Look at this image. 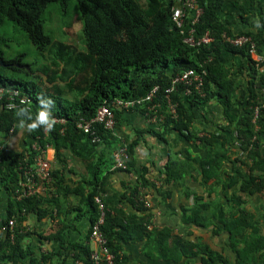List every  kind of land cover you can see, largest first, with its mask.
I'll list each match as a JSON object with an SVG mask.
<instances>
[{
  "label": "trees",
  "instance_id": "16d2710c",
  "mask_svg": "<svg viewBox=\"0 0 264 264\" xmlns=\"http://www.w3.org/2000/svg\"><path fill=\"white\" fill-rule=\"evenodd\" d=\"M70 1L78 4L77 14L84 36L82 52H76L72 46L56 41L45 32V14L49 8L58 5L64 10ZM196 1L202 9L199 22L195 24L196 31L199 35L210 32L215 39L211 46L200 50L183 42L172 20L173 0H0V87L7 91L19 90L31 101L30 109L23 107L25 113L20 116L16 115L18 110L4 108L7 93L0 103V194L8 196L6 214L0 217V264H54L55 257L38 254L24 243L27 234L24 223L30 215H48L42 209L46 199L43 195L16 199V189L23 179L22 170L33 164L37 152L31 148L13 150L6 145L7 139L16 135L21 127L28 128L36 115L47 109L51 121L57 118L65 123L52 122L50 129L43 125L28 128L33 139L39 140L43 147L52 145L60 161L67 150L74 155L85 149L96 153L100 143L93 144L90 135L79 129L78 124L94 118L105 102L118 120L124 111L111 105L115 99L145 98L156 85L161 91L154 103L163 105L160 114L165 119L160 131L153 130L154 134L166 139L169 133L177 132L206 151L204 159L198 157L202 184L210 195L219 188V196L227 203L224 206L221 199L215 204L204 202L201 197L194 198L187 222L204 229L214 227L215 234H227L226 248L234 260L232 263L224 251H216L201 240H181L167 228L148 229L151 215L146 214L138 198L139 190L150 186L148 169L143 168L137 174L130 202L146 215L130 217L119 210L114 215L108 211L102 226L116 264L122 261L116 244L118 237L133 242L147 239L154 243L156 258L161 261L180 263L187 257L185 264H264L261 198L264 195V63L258 68L248 47L237 48L224 38V34L231 38L250 36L257 44L258 53L264 56V0H245L236 12L228 10L229 1L234 3L232 0ZM52 11L58 12L57 8ZM61 21V30L70 25V20ZM8 28L24 32L36 50L46 56L42 71L26 63V53L12 52V40L5 34ZM203 63L208 72L203 88L205 96L196 92L186 96L185 87L180 85L172 94L178 104V118L174 119L167 111L165 89L172 85L174 77L188 69H199ZM71 64L73 68L68 72L67 66ZM33 78H37L39 84ZM66 90L75 94L74 99L67 98ZM213 100L220 105L224 124L201 137L200 130L196 131L193 126L196 113ZM146 105L128 112L139 111L144 115ZM256 107H260L257 117ZM95 128L102 140H106L110 132L98 125ZM128 150L132 156L133 146ZM232 155L235 156L234 166L229 172L224 168ZM111 163L104 159L103 166L94 169L96 179L87 183L92 226L99 217L95 204L101 185L97 170L107 172ZM132 164L128 162L127 168ZM165 168V180L169 184L183 182L187 173L197 170L187 161L181 163L172 158ZM52 174L54 183L57 174ZM210 181L213 183L209 184ZM12 219L16 221L15 231H3ZM218 226L221 232L216 230ZM89 243L88 240L83 245L62 244L56 257L61 264L77 261L95 264Z\"/></svg>",
  "mask_w": 264,
  "mask_h": 264
},
{
  "label": "crops",
  "instance_id": "0c3cea01",
  "mask_svg": "<svg viewBox=\"0 0 264 264\" xmlns=\"http://www.w3.org/2000/svg\"><path fill=\"white\" fill-rule=\"evenodd\" d=\"M232 1L233 4H230V1L228 3V10L231 12H236L237 8L245 4V0ZM196 115L193 126L196 131L200 130L201 137L224 124L221 108L216 100L207 102ZM160 129V125L149 124L145 115L139 111L123 112L117 120L114 132H110L107 139L102 140L96 153L91 149H85L77 151V155H74L72 151L67 150L61 155L62 161L56 158V150L52 145L41 146L39 140L32 138L27 127H21L16 135L9 137L6 145L13 150L34 147L44 150V157L52 165V173L57 174L54 183L43 194L46 200L42 209L48 212V215L42 217L30 215L24 223L27 232L24 241L26 247L32 248L38 254L55 256L54 264H61L60 258L56 256L62 250V244L83 245L89 240L90 248L95 247L89 238L93 215L87 203L90 191L87 183L96 179L94 169L97 166L102 167L105 159L112 162V165L110 164L107 172L105 169L103 173L97 170L101 183L100 195L97 197H101L111 214L114 215L116 210L130 217H144L150 214L148 226L150 231L167 228L181 240L191 239L193 242L201 240L216 251H224L223 253L233 263L234 256L226 248L229 242L227 234L223 232L215 234L214 227L204 229L187 222L188 210L194 206V198L201 197L204 202L215 204L221 199L223 205L227 206L226 199L219 196L221 194L219 188L210 195V191L202 184L198 157L204 159L206 151L177 132H171L166 139H162L153 132ZM124 145L133 146V154L126 161V164L130 161L133 164L125 170L114 169V155ZM233 151H236L235 147ZM171 158L181 163L187 161L197 170L187 173L183 182L169 184L165 180V167ZM234 158L235 156L232 155L231 161L225 163L224 170L231 172ZM143 168L148 169L150 186L147 189L141 188L138 198L144 204L146 214L138 211L130 202L138 179L137 174ZM212 183L213 181H210L209 184ZM146 203H149L150 207H147ZM7 205L8 196L0 194V217L5 216ZM216 230L221 232V227L218 226ZM116 244L122 257L121 264H185L188 260L187 257H184L180 263L158 260L154 252V243L147 239L133 242L123 241L118 237Z\"/></svg>",
  "mask_w": 264,
  "mask_h": 264
},
{
  "label": "built area",
  "instance_id": "2783aa9c",
  "mask_svg": "<svg viewBox=\"0 0 264 264\" xmlns=\"http://www.w3.org/2000/svg\"><path fill=\"white\" fill-rule=\"evenodd\" d=\"M172 20L178 28L180 34L183 37V42L197 50L202 47L211 46L214 43V37L210 32H205L199 35L196 31L195 24L199 22L200 16L202 15V9L199 7L196 0H173ZM225 40L231 45L237 48L248 47L250 54L253 56L256 66L261 68V64L264 63V56L258 53L256 42L250 36H241L231 38L224 34ZM207 64V62L205 63ZM208 72L204 67V63L200 65V68H193L184 71L182 74L177 75L172 80V85L165 89L164 95L167 103V111L174 118H178L177 107L178 104L172 99V94L178 90L180 85L185 87L184 94L186 96L192 95L194 92L198 93L202 97L204 93V83ZM161 91V87L156 85L146 95L145 98L138 99H115L111 105L120 109L121 111L128 112L135 108L146 105L147 111L145 112L146 120L149 124L160 125L164 122V115L160 114L162 110L161 103H154V99L158 96ZM264 92V91H263ZM8 94L5 102L3 98L5 94ZM3 102V106L8 111L18 110L20 108L30 109V98L26 94H23L19 90L7 91L5 88L0 87V103ZM264 107V103L262 105ZM260 107H256L255 114L258 116ZM53 123H65V120L53 118ZM96 125L104 128L105 131L114 132L117 126L116 115L112 110L111 106L105 102L102 106L97 109L96 115L91 120H82L78 124V128L83 130L86 134H89L93 144H99L102 142V138L99 132L95 128ZM237 136V135H236ZM239 146V143H236ZM37 152V156L34 158L32 165H27L23 168V179L18 184L16 189V199L23 200L25 198L43 195L49 186L53 183L52 165L44 157V150L40 148H33ZM115 164L114 169H127L126 161L130 158L129 150L127 146H121L120 149L115 153ZM96 204L99 209L98 220L94 223L91 229L90 239L94 244V248L91 254V259L95 264H116V256L110 250L108 241L102 232V226L106 222V216L108 209L101 199L96 197ZM147 207H150L149 203H146ZM16 228V221L10 220L8 226L3 227V231L10 230L14 232ZM75 264H82L80 261Z\"/></svg>",
  "mask_w": 264,
  "mask_h": 264
},
{
  "label": "rangeland",
  "instance_id": "374dc122",
  "mask_svg": "<svg viewBox=\"0 0 264 264\" xmlns=\"http://www.w3.org/2000/svg\"><path fill=\"white\" fill-rule=\"evenodd\" d=\"M53 7L57 8L58 12L52 11L54 9ZM54 12L56 13V16H53ZM77 13H79V10L76 1H70L64 10L62 8L60 9L58 5L51 6L48 13L45 14V32L56 41L65 42L66 44L72 46L76 52H82L84 50L83 27ZM61 19L67 22L70 20V25L65 26L62 30L59 26L63 24ZM5 34L12 40V52L26 53V63H30L33 66L35 65V70L37 71L43 70L47 63L46 56L36 50L24 32L10 28L5 32ZM71 68H73L72 64L67 66L68 72ZM33 81H36L39 84V80L37 78H33ZM66 93L68 99H74V93L67 92V90ZM261 198L264 203V195Z\"/></svg>",
  "mask_w": 264,
  "mask_h": 264
},
{
  "label": "clouds",
  "instance_id": "9594fccd",
  "mask_svg": "<svg viewBox=\"0 0 264 264\" xmlns=\"http://www.w3.org/2000/svg\"><path fill=\"white\" fill-rule=\"evenodd\" d=\"M256 26L259 27V22H256ZM22 113H25L24 108L18 109L16 115L20 116ZM23 123V121H21ZM38 125H43L45 128L50 129L52 127V121L49 119V113L47 109L41 110L35 117V120L28 125V128L35 129Z\"/></svg>",
  "mask_w": 264,
  "mask_h": 264
}]
</instances>
